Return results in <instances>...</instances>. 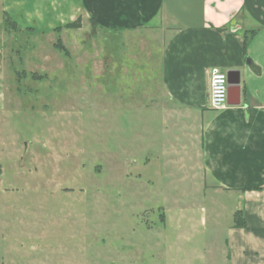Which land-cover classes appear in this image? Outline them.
Wrapping results in <instances>:
<instances>
[{
	"label": "rangeland",
	"instance_id": "1",
	"mask_svg": "<svg viewBox=\"0 0 264 264\" xmlns=\"http://www.w3.org/2000/svg\"><path fill=\"white\" fill-rule=\"evenodd\" d=\"M41 1L0 0V264H175L221 251L215 201L186 195L199 190L186 178L193 119L162 84L166 38L68 28ZM166 209L182 230L148 247L144 229L152 242Z\"/></svg>",
	"mask_w": 264,
	"mask_h": 264
},
{
	"label": "crops",
	"instance_id": "2",
	"mask_svg": "<svg viewBox=\"0 0 264 264\" xmlns=\"http://www.w3.org/2000/svg\"><path fill=\"white\" fill-rule=\"evenodd\" d=\"M37 1L27 0L25 5H38ZM44 2L49 10L57 6L70 16L67 22L80 16L82 23L92 21L112 32H153L166 38L162 84L176 113L193 119L192 142L185 160L186 174L191 171V176L186 178L190 184L198 183L199 190L187 191L186 195L214 200V223L225 226L226 234L221 251L210 252L208 257L203 253L200 258L177 254L175 264H264V0ZM215 66L241 73L240 95L234 91L228 105L219 110L210 106V74ZM195 159L196 170L192 165ZM227 201L233 205L229 224L223 225L218 209L225 206L227 210ZM179 207L178 215L182 211ZM165 212L162 225L147 231L148 237L154 234L152 242L148 241L151 237L145 239L146 229L144 236L140 233L148 247L161 246V242L169 247L167 232L182 230L170 210ZM203 214L195 224L197 235L208 223ZM206 238L203 235L200 239L205 241V249L209 247ZM121 261L133 264L125 255ZM81 263L67 260L61 264Z\"/></svg>",
	"mask_w": 264,
	"mask_h": 264
},
{
	"label": "built area",
	"instance_id": "3",
	"mask_svg": "<svg viewBox=\"0 0 264 264\" xmlns=\"http://www.w3.org/2000/svg\"><path fill=\"white\" fill-rule=\"evenodd\" d=\"M229 83L227 71L215 66L210 74V106L212 109H223L228 105Z\"/></svg>",
	"mask_w": 264,
	"mask_h": 264
},
{
	"label": "water",
	"instance_id": "4",
	"mask_svg": "<svg viewBox=\"0 0 264 264\" xmlns=\"http://www.w3.org/2000/svg\"><path fill=\"white\" fill-rule=\"evenodd\" d=\"M227 76H228V83H229V96L231 97L234 91H236L238 95H240V81H241L240 71L228 70Z\"/></svg>",
	"mask_w": 264,
	"mask_h": 264
},
{
	"label": "trees",
	"instance_id": "5",
	"mask_svg": "<svg viewBox=\"0 0 264 264\" xmlns=\"http://www.w3.org/2000/svg\"><path fill=\"white\" fill-rule=\"evenodd\" d=\"M68 28L78 29L82 27V18L79 16L74 21L67 24Z\"/></svg>",
	"mask_w": 264,
	"mask_h": 264
}]
</instances>
